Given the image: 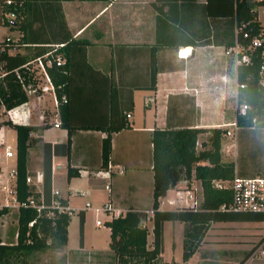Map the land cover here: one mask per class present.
Listing matches in <instances>:
<instances>
[{
    "label": "crops",
    "instance_id": "crops-1",
    "mask_svg": "<svg viewBox=\"0 0 264 264\" xmlns=\"http://www.w3.org/2000/svg\"><path fill=\"white\" fill-rule=\"evenodd\" d=\"M205 3L206 0L60 1L56 22L51 25L46 19L53 11L41 12V25L34 24L29 30L39 37L15 49L62 44L68 38L85 41L87 45L83 53L74 51L70 55L69 77L63 87L67 103L58 115L61 124L79 129L69 132L62 126L54 127L57 118L52 105H45L47 98H27L25 104L15 107L20 124L31 127L30 138L36 140L28 150L26 166L30 185L41 194L40 199L45 200L43 177L45 170L50 169L49 199L51 190L58 191L72 210L81 212L83 224L87 210L72 207L69 201L74 192L72 180L81 176L94 198L95 193H103L101 204L109 201L121 210H148L140 206L152 198L151 136L155 129L219 128L231 132V136L225 133L220 139L222 163L236 162L237 136H259L264 153V129L256 133L240 131L232 125L237 101V65L224 47L202 45L209 31V18L203 15ZM0 30V42L5 38L17 40L22 35L2 25ZM152 70L156 72L154 90ZM0 108L5 113H0L3 117L0 140L5 142L11 131L14 137L16 133L4 125L8 116L4 107ZM42 109L47 111L45 125L39 119ZM120 118L126 119L128 129L112 133L84 129L106 126ZM208 135H198L197 150ZM106 138L110 144L104 165L102 151ZM10 159L0 154V178L14 185L10 172L15 169V158ZM260 159L264 166V154ZM69 168L78 170L72 178L67 177ZM106 184L109 191L104 189ZM189 186L201 200L200 182L191 178ZM17 214L18 210L11 208L0 217V244L16 243ZM14 223L13 243H8V228ZM66 246L19 258L10 256L3 264H33L35 254L47 251L65 257V264H116L110 248L88 251L84 241L78 250H66ZM160 258L167 262L163 252Z\"/></svg>",
    "mask_w": 264,
    "mask_h": 264
},
{
    "label": "trees",
    "instance_id": "trees-1",
    "mask_svg": "<svg viewBox=\"0 0 264 264\" xmlns=\"http://www.w3.org/2000/svg\"><path fill=\"white\" fill-rule=\"evenodd\" d=\"M60 1L70 0H0V25L22 34L17 40L5 38L0 42V70L7 71L0 78V107L3 106L5 110H11L27 102V97L15 75L11 72L12 69L27 61L25 57L10 58L9 51L26 46L31 43V40L39 37L37 34L29 33V30L34 24L41 25L42 11H53L52 15H48L46 23L54 24L56 22L54 17ZM254 4L250 0H206L203 6V15L209 18V31L207 42L205 41L202 45H218L227 49L237 42L242 46H247L261 28ZM257 4L262 3L258 2ZM10 14L14 15L13 19L8 18ZM240 29L248 32L249 37L243 38V32ZM62 44L64 45L60 52L65 57V63L62 67L49 70L56 87L60 114L63 106L67 103V100L63 101V87L69 77L67 70L70 55L74 51L83 53L87 42L68 38ZM34 49H37L33 53L35 57L43 54L46 50L40 46H34ZM260 64V58L255 57L251 65L237 66L238 87L234 116L236 129L240 131L252 130V132L259 133L264 129V85L259 83L258 70ZM155 73V70H152V90L155 87ZM241 106L247 108L244 114L239 112ZM4 125L13 128L16 133V199L20 202L26 201L29 197L39 200L41 194L35 191L33 186L26 183L28 150L36 142L30 138L32 128L20 124V121L11 120L4 122ZM61 126L68 129L69 132L73 129H79L78 126L66 123L61 124ZM128 128L129 125L125 118H120L117 121L112 120L106 126L84 127V129L102 130L107 133ZM226 132L219 128H185L176 131L153 130L151 136L153 183L150 209L153 210L154 214L152 217L151 233L153 240L151 248H148V230L141 226L145 214L127 211L123 216L105 222L106 227L110 230L109 248L113 252L116 264H159L160 255L163 252V224L165 222L185 224L181 260L186 263L194 255L211 224L262 222L264 220V216L259 214L222 212L219 210L220 206L230 202V194L228 191L213 188L211 185L213 180H230L235 175L247 177L257 174L264 177V166L260 159L264 153L261 147L258 150L259 163L256 164L258 166L252 172L240 164L239 156L236 157L235 163H222L220 161V139ZM200 133H208L209 135L201 143V149L197 150L196 145ZM109 144L110 140L106 138L103 142L102 151L104 165H107L108 161ZM256 159V154L252 152L245 160L254 164L257 162ZM200 162H205V164L198 165ZM77 171V169L69 168L67 177H74ZM191 178L198 180L201 185L200 207L197 210L189 208L159 210L158 199L165 197L166 192L176 184L185 183L189 186ZM49 191L50 169L45 170L43 177V197L46 204L49 202ZM63 202L67 204L66 200ZM7 212L8 209L2 207L0 217ZM48 212L47 209L37 212L31 207L18 209L17 240L15 244H0V264L6 262L10 256L19 258V256L31 255L35 252L57 250L67 244L70 216L59 214L55 210H53V216H49ZM78 215L81 227L79 244L81 245L83 241V216L81 212ZM29 223L32 225L29 226ZM249 256L250 252L241 259L239 264H244Z\"/></svg>",
    "mask_w": 264,
    "mask_h": 264
},
{
    "label": "built area",
    "instance_id": "built-area-1",
    "mask_svg": "<svg viewBox=\"0 0 264 264\" xmlns=\"http://www.w3.org/2000/svg\"><path fill=\"white\" fill-rule=\"evenodd\" d=\"M254 3H263L264 0H250ZM8 18L13 19L14 15L10 14ZM243 38H248L249 33L243 31ZM64 44H53L42 46L46 50L43 54L38 55L19 67H16L11 70L15 75L16 80L21 86L22 91L24 92L27 98H37L50 100L53 107L54 115L57 118L53 122L54 127H60L61 122L58 119L59 115V100L56 94V87L52 80L49 70L62 67L65 63V58L60 52V49ZM226 53L232 55L235 59L237 66L242 65H251L253 58L259 57L261 64L259 65L258 75L259 83L264 85V26L261 25L259 32L253 36L250 40V43L247 46H242L237 42L234 43L231 47L226 49ZM0 78H2L6 70H1ZM238 87V84H237ZM243 87V85H241ZM65 102V99L63 98ZM3 107V106H2ZM246 106H241L239 112L244 114L246 111ZM8 120L11 121H20L21 118L19 114L15 111V108L11 110H6ZM46 109L41 110V115L39 116L40 121L45 125L46 124ZM129 115H127V118ZM236 128L235 123L232 124ZM231 132L227 131L226 136H231ZM0 146H2L4 151V156L8 159L15 158L16 152L9 145H5L3 140H0ZM99 174L101 172H98ZM98 175V174H97ZM12 179H15V169L10 172ZM26 183L30 184V178H26ZM213 188L217 190H225L230 194V202L220 206L219 210L222 212H236V213H250V214H259L264 216V177H239L234 176L230 180H213L211 182ZM104 189L109 191V185L106 184ZM173 192V196L168 199L167 204L169 209L176 208H189L197 210L200 207L201 200L198 198L194 188L187 186L185 183H179L171 187L167 192ZM166 192V193H167ZM2 193L4 201H0V209L6 207L7 209L15 208H27L31 207L37 212H41L44 209H47L49 216H53L55 210L59 214H68L73 211L68 204H64V199L59 195L58 191L51 190L50 199L48 204L45 203L43 199L35 200L33 197H29L26 201L20 202L16 199L15 193V183L11 185L9 181L3 182L0 178V194ZM166 196V195H165ZM164 198V197H163ZM163 198L158 199V208L161 209L165 204ZM91 203L86 202L84 205V210L92 209ZM96 212H102L108 216V221L117 219L123 216L127 211L130 210H121L115 208L111 202L107 201L101 204L99 207L93 208ZM135 211V210H131ZM147 213L145 218L141 221V226H144L145 220H152L153 210L146 211H136ZM96 226L105 225L104 221L96 220ZM264 227V220L261 222ZM32 223H29L31 226ZM146 228V227H145ZM250 259H264V232L260 235L259 240L255 247L250 251Z\"/></svg>",
    "mask_w": 264,
    "mask_h": 264
},
{
    "label": "rangeland",
    "instance_id": "rangeland-1",
    "mask_svg": "<svg viewBox=\"0 0 264 264\" xmlns=\"http://www.w3.org/2000/svg\"><path fill=\"white\" fill-rule=\"evenodd\" d=\"M254 8L258 11V20L264 25V2L262 4H255ZM0 38H2V31L0 30ZM37 49L27 48L19 51L13 49L9 51L10 58L28 56L30 59L35 57L33 54ZM2 71L0 70V74ZM51 104L50 100L45 102V105ZM42 104L43 101H42ZM5 109V108H4ZM2 108H0L1 115ZM3 117H0V120ZM257 137V138H256ZM237 144V156L241 160L240 164L250 169L249 172L254 171V168L259 158L260 140L258 136H237L234 140ZM5 145L11 146L15 150L14 132L11 131L5 137ZM262 145V144H261ZM2 148V147H1ZM256 154L257 162L252 164L245 159L249 155ZM258 152V153H257ZM4 156V151L0 150V154ZM14 161V158L10 159ZM247 161V162H246ZM254 165V166H252ZM251 175V174H249ZM257 174H252L247 177H255ZM13 183V182H12ZM73 193L69 196V201L72 207H83L86 202L92 204L91 207H99L104 199L103 193H95L96 198L87 189V181L85 177H77L72 180ZM88 193V195H87ZM173 196V192H167L163 198L164 205L162 209H169L167 201ZM201 197V195L199 196ZM152 199V198H151ZM0 201L4 198L0 194ZM151 201L148 200L146 204H141L140 207H146L148 210L151 207ZM146 216L147 213H145ZM10 218H14L10 215ZM108 216L102 212H96L94 209L86 211L85 221L82 227V240L85 242V247L88 251L109 250V228L106 225L97 227L96 220H105ZM144 226L148 230V248H151L153 234L151 233L153 222L152 220H145ZM16 229V224H12L8 228L7 239L8 243H13V233ZM185 224L180 222H165L163 224V262L160 258L159 264H186L182 262V242ZM80 231L79 215L76 210L70 212V223L68 226V243L66 250H78L80 245ZM264 232V227L261 222H220L213 223L206 230L204 237L199 243L194 255L189 259L188 264H239L241 259L250 252L257 244L260 235ZM33 264H65V257L58 256L57 252L47 251L44 253H37L33 257ZM244 264H264V259H250L248 258Z\"/></svg>",
    "mask_w": 264,
    "mask_h": 264
}]
</instances>
